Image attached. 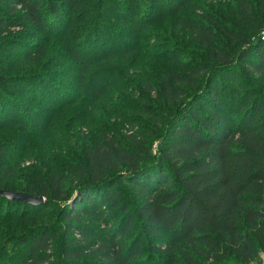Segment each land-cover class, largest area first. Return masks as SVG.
Instances as JSON below:
<instances>
[{
    "label": "trees",
    "instance_id": "1",
    "mask_svg": "<svg viewBox=\"0 0 264 264\" xmlns=\"http://www.w3.org/2000/svg\"><path fill=\"white\" fill-rule=\"evenodd\" d=\"M188 1L0 0V127L28 134L30 114L50 125L71 107L58 167L16 178L0 142V190L45 199L0 194V264H262L264 0H236L260 19L257 38L233 20L219 37L197 15L182 26L203 55L181 54L170 34L148 48L154 23ZM67 20L78 24L48 54ZM15 51L33 74L11 71Z\"/></svg>",
    "mask_w": 264,
    "mask_h": 264
},
{
    "label": "rangeland",
    "instance_id": "2",
    "mask_svg": "<svg viewBox=\"0 0 264 264\" xmlns=\"http://www.w3.org/2000/svg\"><path fill=\"white\" fill-rule=\"evenodd\" d=\"M143 1L145 0H137V3H141ZM152 1L155 2L160 0ZM251 1L254 5H256L258 0ZM167 6L168 4L165 2L160 3L159 12L164 10ZM237 7L238 5L236 0H189L188 3L176 15L158 19L150 30L149 35L152 36L146 38L145 43L148 45V48L152 46L155 51H158L161 49V47L157 48L158 45L169 42L160 40V35H163L164 38H166V36L170 34L173 37L172 44L178 48V51L181 54L186 56L190 55L193 57H199L203 55L205 53V49H201L200 45L195 41V36L191 30H188L182 26V22L186 20V18L196 19L195 16L197 15L212 26L214 25V22L211 20L216 19L219 23L217 22V27L213 26V32L216 35H219V37L223 36L221 31L222 21L223 25H226L230 23L231 20H233L234 27L237 29L240 35L251 36L252 39L257 38L258 32L262 29L261 25L259 24L260 19H243L242 15L237 10ZM207 13L211 15V19ZM77 24L78 22L67 20V23L61 27V32L64 33L62 37L59 38L56 36L45 38V41L51 47L48 50V54H51L52 52H58L57 49H54V45L64 42V37H67V34L72 32L73 28ZM260 34L264 36V30ZM25 59L26 55H21V53L17 51L8 53L7 56H4L5 63L8 64L13 73L30 74L35 71V68L31 67V65L30 68H28L29 66L24 68L23 65L26 63ZM149 62L156 63V60L151 59ZM163 65L167 66L169 64L164 62ZM63 67L66 69L65 66ZM52 78H54V76H52ZM58 79L59 78H57L56 81ZM245 81H249L251 84L255 83L258 86L260 85L257 80L248 75L241 77L240 82L245 83ZM58 83L74 94L78 90L74 79L64 80L61 78L58 80ZM39 91L43 92V90L40 89ZM15 98L20 100L22 98V94H17ZM76 104L79 105L80 103L77 102ZM34 105L38 107V109L42 108L36 102H34ZM70 109L71 107H68L64 109L63 112L59 110V114H57L56 118L52 119L50 125L45 124L46 119L44 120V111L41 112V119H38L34 113L30 114L29 116L31 121L28 119L30 123L28 126V134H23V130L20 127L15 128L13 124L8 127H0V142L6 141L10 145L9 151L11 152L7 159L16 167V178L22 180L28 176H35L36 174L44 171L47 168H50L51 166L58 167L59 165H62L63 157L66 152V142H62L60 126L62 124L61 121ZM76 127V130L78 131H81V129L85 131L87 128L82 123H79ZM137 194L139 195V193ZM130 197L133 199L135 198L133 193L130 194Z\"/></svg>",
    "mask_w": 264,
    "mask_h": 264
},
{
    "label": "water",
    "instance_id": "3",
    "mask_svg": "<svg viewBox=\"0 0 264 264\" xmlns=\"http://www.w3.org/2000/svg\"><path fill=\"white\" fill-rule=\"evenodd\" d=\"M0 194L14 201H22L34 205H39L45 201V199L41 196L34 197L26 192H21V191H10V190L1 189Z\"/></svg>",
    "mask_w": 264,
    "mask_h": 264
},
{
    "label": "crops",
    "instance_id": "4",
    "mask_svg": "<svg viewBox=\"0 0 264 264\" xmlns=\"http://www.w3.org/2000/svg\"><path fill=\"white\" fill-rule=\"evenodd\" d=\"M262 263L264 264V255L262 256Z\"/></svg>",
    "mask_w": 264,
    "mask_h": 264
}]
</instances>
